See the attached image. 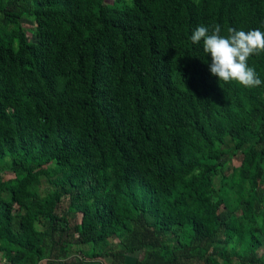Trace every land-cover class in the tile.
Here are the masks:
<instances>
[{
	"label": "trees",
	"instance_id": "16d2710c",
	"mask_svg": "<svg viewBox=\"0 0 264 264\" xmlns=\"http://www.w3.org/2000/svg\"><path fill=\"white\" fill-rule=\"evenodd\" d=\"M215 24L264 32V0H0L6 260L264 264V83L210 73Z\"/></svg>",
	"mask_w": 264,
	"mask_h": 264
},
{
	"label": "clouds",
	"instance_id": "9594fccd",
	"mask_svg": "<svg viewBox=\"0 0 264 264\" xmlns=\"http://www.w3.org/2000/svg\"><path fill=\"white\" fill-rule=\"evenodd\" d=\"M193 44L203 42V52L211 57L210 73L219 81H235L245 88L259 87L264 81L248 60L264 52V32L260 29L248 31L228 28L227 35H221L219 24L196 27L190 36Z\"/></svg>",
	"mask_w": 264,
	"mask_h": 264
},
{
	"label": "crops",
	"instance_id": "0c3cea01",
	"mask_svg": "<svg viewBox=\"0 0 264 264\" xmlns=\"http://www.w3.org/2000/svg\"><path fill=\"white\" fill-rule=\"evenodd\" d=\"M110 241L116 243V238H110ZM78 252H72L68 256L62 258H42L37 261L36 264H73L74 261H80L81 264H110V257H103L101 259L97 258H88L89 246L88 245H81L78 244L77 246ZM137 257V251L125 253L124 255V262L125 264H132L134 263ZM0 264H14L6 260L5 253L0 252Z\"/></svg>",
	"mask_w": 264,
	"mask_h": 264
},
{
	"label": "rangeland",
	"instance_id": "374dc122",
	"mask_svg": "<svg viewBox=\"0 0 264 264\" xmlns=\"http://www.w3.org/2000/svg\"><path fill=\"white\" fill-rule=\"evenodd\" d=\"M128 1V0H126ZM19 22L21 24V27L23 29V31L25 32L27 38L31 41L35 40V35H34V26L33 23L24 18L23 16H21L19 18ZM239 164V155H236L235 157L232 158L231 160V165L236 167ZM0 176L4 179L7 176H10V173L7 170H4L0 173ZM49 188V185L45 182L44 179H41V182L38 184L37 189L38 192L43 194L46 192V190ZM261 215L264 218V208L261 209ZM78 214H77V218H78ZM214 247L218 250L221 247V244H216L214 245ZM259 253H264V246L262 247V249L260 250ZM228 264H239L238 261L234 258H230Z\"/></svg>",
	"mask_w": 264,
	"mask_h": 264
}]
</instances>
